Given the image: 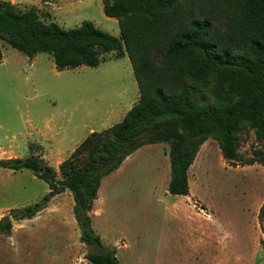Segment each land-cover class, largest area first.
Here are the masks:
<instances>
[{
    "label": "rangeland",
    "instance_id": "374dc122",
    "mask_svg": "<svg viewBox=\"0 0 264 264\" xmlns=\"http://www.w3.org/2000/svg\"><path fill=\"white\" fill-rule=\"evenodd\" d=\"M185 1L187 6L193 0ZM9 3L65 30L91 22L120 37L118 21L104 13V0H0V5ZM0 47V160L38 155L60 180V165L92 132L121 121L108 120L110 107L128 109L127 89L139 95L127 56L106 53L98 67L59 71L50 54L31 59L4 41ZM131 100H136L133 94ZM236 144L241 158L234 164L223 159L215 140L201 146L188 172L189 196L168 191V143L146 145L128 157L102 180L89 214L101 247L82 242L68 191L56 196L48 204L52 211L39 220L17 224L13 238L0 235V245L34 244L56 251L74 245L81 264H91L89 253L110 250L118 264H250L253 214L264 202V166L246 163L264 159V141L246 129ZM48 193V185L29 170L0 168V218L40 203Z\"/></svg>",
    "mask_w": 264,
    "mask_h": 264
},
{
    "label": "trees",
    "instance_id": "16d2710c",
    "mask_svg": "<svg viewBox=\"0 0 264 264\" xmlns=\"http://www.w3.org/2000/svg\"><path fill=\"white\" fill-rule=\"evenodd\" d=\"M104 0L120 37L84 22L65 30L34 11L0 5V42L33 59L50 54L57 70L98 67L102 55L127 56L140 92L137 103L114 126L92 132L60 165L61 179L42 157L0 160V168L29 170L48 185L40 203L0 218V235L14 221L34 218L65 192L87 246L101 247L89 216L104 178L146 145L168 143L173 196H189L188 172L201 146L215 140L223 159L240 161L243 130L264 141V0ZM3 52L0 47V63ZM264 166V159L246 165ZM259 221L264 233V204ZM264 251V237L261 241ZM91 264H118L116 252L89 253Z\"/></svg>",
    "mask_w": 264,
    "mask_h": 264
},
{
    "label": "crops",
    "instance_id": "0c3cea01",
    "mask_svg": "<svg viewBox=\"0 0 264 264\" xmlns=\"http://www.w3.org/2000/svg\"><path fill=\"white\" fill-rule=\"evenodd\" d=\"M126 97L129 100L130 106L128 107V111L133 107L135 103L138 102L140 98V92L139 95L137 94V91L132 90V89H127L125 91ZM135 96L136 100L133 102L131 100V95ZM127 110H122L120 106H112L110 107V110L107 111V115L109 116V121L110 120H115V123L118 120H123L125 115L127 114ZM124 116V117H123ZM120 121V122H121ZM108 129V128H107ZM64 194V193H63ZM59 196V195H58ZM56 198L54 197L49 203L50 205L52 204L53 200ZM264 203V202H263ZM256 206L255 212H254V222L252 223V232H251V244H252V249L251 251L252 256L250 260V264H264V251L262 250L261 247V241L264 237V233L261 227V224L259 222V212L260 208L263 205ZM47 211H52V207H47L44 209L42 212L38 213L34 218L32 219H27L30 221H37L39 220L40 217H42L43 214L48 213ZM26 220V221H27ZM22 221H14L13 222V230L10 236H7L9 239L13 238V234L15 233L16 225L19 224V226L22 225ZM25 228H20L18 230H24ZM7 240V238H6ZM220 242V248H224L223 244L225 243L221 238H219ZM62 253L68 254L63 256ZM237 256V261H238V255ZM240 261L243 260L244 258L241 256ZM40 263L42 262L43 264H81L79 262V248H77L74 245L70 246H65V247H59L58 251L56 249H51L46 246H41V245H31V244H26V245H21V244H2L0 245V264H32V263ZM222 264V263H221Z\"/></svg>",
    "mask_w": 264,
    "mask_h": 264
}]
</instances>
